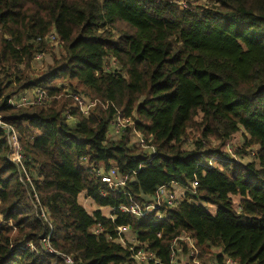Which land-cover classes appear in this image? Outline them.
Masks as SVG:
<instances>
[{"label": "trees", "instance_id": "16d2710c", "mask_svg": "<svg viewBox=\"0 0 264 264\" xmlns=\"http://www.w3.org/2000/svg\"><path fill=\"white\" fill-rule=\"evenodd\" d=\"M210 2L180 8L170 0H0V111L18 131L33 183L20 179L0 127V264H66L59 252L76 264H135L109 237L120 224L165 260L173 237L188 233L205 264L210 253L264 264V0ZM51 32L60 58L31 76L27 69L48 50ZM68 85L70 96L62 94ZM33 86L50 98L8 104ZM73 93L108 105L83 113L72 106ZM118 110L154 150L130 143L132 126L110 133ZM190 128L200 135L185 148ZM236 132L256 145L253 160L239 163L222 149ZM88 164L127 175L125 191L109 190ZM194 178L193 199L184 194L162 218L118 211L130 196L144 200L161 184ZM83 191L116 219L89 211L78 200ZM35 192L54 225V252L42 244L49 224ZM97 224L104 225L100 233L92 230Z\"/></svg>", "mask_w": 264, "mask_h": 264}, {"label": "built area", "instance_id": "2783aa9c", "mask_svg": "<svg viewBox=\"0 0 264 264\" xmlns=\"http://www.w3.org/2000/svg\"><path fill=\"white\" fill-rule=\"evenodd\" d=\"M48 37L50 40L57 42L55 33L51 32ZM38 57H40V55ZM71 95L74 99V103L72 104V106L77 107L83 113H89L91 109L98 103H102L104 107L108 105V102L103 103L100 101V99L96 98L89 99L81 93H73ZM49 98V93L45 88L33 86L10 96L8 99V104L14 107H26L27 105L43 104ZM68 109L66 110L67 112ZM4 116L5 115L0 111V127L7 130L8 132V142L11 148L10 159L17 166H19L21 171L20 179L23 182L33 184L31 182L32 176L30 170L27 169L26 165H24L23 163L24 154L23 148L21 147L19 142L18 131L11 122L6 121ZM68 117L69 119L72 118L70 115ZM129 126H134L133 120L128 117L122 116L121 112L118 110L115 119L110 125V133H121V131ZM133 132L137 136L139 145L146 149L154 150V146L152 147L146 143L142 133L139 130L133 127ZM225 149L229 153L232 151L229 143L225 145ZM82 161L87 162L88 159L86 157H82ZM88 166L90 167L89 171L99 181L104 182L109 190L125 191L129 178L127 175L121 174L116 167L105 168L104 166L98 167L94 164H88ZM198 184L199 182L196 178L190 181V183L187 185H182L174 180L170 183L161 184L156 188L153 196L144 197V200H138L130 196V200L128 202H124L119 205L118 211L127 212L135 218H144L151 213H154L156 216L162 218L164 217L163 215L165 210L163 208H171L172 206L180 204L186 198L184 197V194H188L189 196L191 194L189 200H192V195L196 193ZM105 193L106 191H102V194ZM34 197L41 206L40 216L49 224L48 232L42 238L43 247L47 251L54 252L55 249L51 245L50 240L51 233L54 229L53 222L50 218H48L46 209L41 205L36 192L34 193ZM108 215L112 220L116 219V217L112 215L111 209ZM0 219H2L1 213ZM104 229V225L102 224H97L92 228L95 233H100ZM109 237L114 239L118 244L123 245L129 250V252H131V257L135 264H205L201 258L202 251L197 244L196 238L192 235H189L188 233H183L173 237L169 248V258L166 260L163 257L159 256L157 252H154L153 250L148 248L145 243L140 242L138 236L128 225L120 224L117 228H115L114 236L110 235ZM214 249L215 248H213V250ZM59 254H61L62 258L65 259L66 264H76L69 254L60 252ZM214 255L215 259H213L212 263L210 262L208 264H239L237 259L231 255H224L221 261L218 260L216 254Z\"/></svg>", "mask_w": 264, "mask_h": 264}, {"label": "rangeland", "instance_id": "374dc122", "mask_svg": "<svg viewBox=\"0 0 264 264\" xmlns=\"http://www.w3.org/2000/svg\"><path fill=\"white\" fill-rule=\"evenodd\" d=\"M170 1H172L173 3H176L180 8H185V7H194L195 8L198 6H204V5L211 6L212 5L210 0H170ZM49 43H50V46L48 47V50L44 51L43 54L40 55L39 59H35L32 62V64L28 67L27 73L29 75L37 76V75L41 74L49 65L54 64V60L56 57L60 58L62 48L60 47L59 43H57L53 40H50ZM72 83H73V85H76V80H72ZM77 88L80 89L82 87L77 86ZM65 90L69 95L70 92L72 91V88L69 87V85L67 87H65V89L62 91L63 95L64 94L67 95V93L64 92ZM71 103L72 102H70V104ZM6 114H8V113H6ZM132 129H133V127H131V131H132ZM133 134H134V136H133ZM199 135H200V130L196 131L195 129L190 128V130L188 132V137L184 143V147L185 148L193 147L194 146L193 141L197 137H199ZM244 135H245L244 133L241 134V132H236L230 137L229 140L226 141V144L229 143L231 150H232L230 152V154L232 155L233 159H235L239 163L249 162V161L253 160L254 159V152L256 150L255 144H249V145L244 144V142H245ZM130 139H131L130 143L135 145V141L137 140V136L133 131L130 132ZM209 143H212L215 146H219V144H220L219 141L215 140L213 137H211L209 139ZM224 148H225V145L222 147V149L224 150ZM81 200H82V198H81ZM237 200H238V197L233 196V203H236ZM85 205L89 211L92 210V208H93L92 204L86 202ZM205 206L207 207V209H210V211L212 213L215 212V210H216L215 205H212V204L207 205L206 204ZM109 211L110 210L108 208H106L104 210V212H106V213H109ZM214 250L217 253L222 252V250L220 248H215ZM214 256H215L214 253L210 254L209 263L210 262L212 263L213 259H215Z\"/></svg>", "mask_w": 264, "mask_h": 264}, {"label": "crops", "instance_id": "0c3cea01", "mask_svg": "<svg viewBox=\"0 0 264 264\" xmlns=\"http://www.w3.org/2000/svg\"><path fill=\"white\" fill-rule=\"evenodd\" d=\"M82 196V197H81ZM82 198V200H81ZM78 200H80V202L83 204H85L86 202L87 203H90L93 205V209H98L99 207L97 206V204L94 202V200H92L90 197H87L86 194H85V191H83L82 193L79 194L78 196ZM107 207H100L99 209H102V211L104 212V210L106 209Z\"/></svg>", "mask_w": 264, "mask_h": 264}]
</instances>
